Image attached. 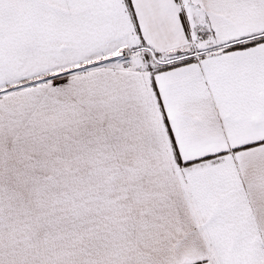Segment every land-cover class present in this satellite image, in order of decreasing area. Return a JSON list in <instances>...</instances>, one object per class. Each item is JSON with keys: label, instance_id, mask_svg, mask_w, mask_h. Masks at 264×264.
<instances>
[{"label": "snow or ice", "instance_id": "1", "mask_svg": "<svg viewBox=\"0 0 264 264\" xmlns=\"http://www.w3.org/2000/svg\"><path fill=\"white\" fill-rule=\"evenodd\" d=\"M0 264H264V0H0Z\"/></svg>", "mask_w": 264, "mask_h": 264}]
</instances>
